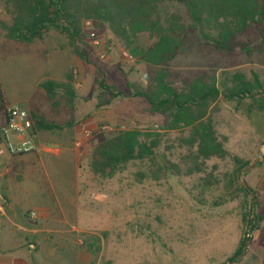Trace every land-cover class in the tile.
<instances>
[{
    "label": "rangeland",
    "instance_id": "374dc122",
    "mask_svg": "<svg viewBox=\"0 0 264 264\" xmlns=\"http://www.w3.org/2000/svg\"><path fill=\"white\" fill-rule=\"evenodd\" d=\"M12 7V0H0V20L7 25L13 23ZM82 32L84 43H73L54 27L33 42L22 43L8 38L0 27V83L10 106L39 110L46 119L64 124L72 114L53 107L42 83L62 82L71 73L79 96L72 135L68 130L38 133L34 152L0 156V218L2 209L11 219L19 218L41 230L26 237L22 250L7 238L0 252L8 251L13 260L21 255L30 264H247L264 247V221L259 231L249 234L247 250L228 262L243 237L242 215L251 209L244 193L212 208L200 206L189 194L186 188L193 182L188 177L184 185L175 177L168 183L140 182L135 167L110 180L92 175L87 159L100 142L122 130L162 132L166 117L151 113L145 99L130 95L128 83L145 86L149 72L127 43L91 19L84 20ZM92 34L99 45H93ZM138 38L142 45L152 44L147 32ZM123 52L133 59H126ZM215 57L197 36L165 68L175 74L211 70ZM232 63L249 65L245 59ZM103 77L115 87L113 92H101L97 80ZM217 119L218 131L228 137L226 146L233 154L249 160V165L259 158L251 168L248 165L240 171L237 181L257 192L259 213L264 217V137L223 102ZM4 121L0 119L1 127ZM182 132L189 133V129L181 127L172 132L173 137ZM195 165L198 174L210 181L214 180L210 174L232 168L228 158ZM1 222L6 231L0 237L13 228L10 220L2 218ZM28 242H35V247L30 250Z\"/></svg>",
    "mask_w": 264,
    "mask_h": 264
},
{
    "label": "trees",
    "instance_id": "16d2710c",
    "mask_svg": "<svg viewBox=\"0 0 264 264\" xmlns=\"http://www.w3.org/2000/svg\"><path fill=\"white\" fill-rule=\"evenodd\" d=\"M12 5L13 23L7 25L0 20V27L8 38L22 43L41 38L53 27L73 43H84L82 25L87 19L127 43L131 54L145 63L149 72L145 86L128 83L130 95L145 99L151 113L166 117V125L162 132L129 129L103 140L90 153L88 169L104 180L123 174L129 167L136 168L134 175L140 182L149 179L168 183L175 177L184 185L188 177L193 182L186 188L189 194L200 206L212 208L244 193L251 209L242 215L243 237L228 262L241 256L252 238L249 234L261 229L264 217L259 213L257 192L237 181V174L250 161L227 148L228 137L218 131L217 118L223 102L264 137V0H12ZM144 32L152 39L151 45L140 43L138 35ZM197 36L205 50L216 55L211 70L175 74L165 68L178 50ZM79 55L83 56L82 52ZM241 59L249 65L230 64ZM223 62L229 67H223ZM97 85L103 93L115 89L104 77L97 80ZM41 86L53 107L66 110L72 118L59 124L46 119L39 110H28L33 136L64 130L72 135L73 111L79 98L72 74L62 82L46 80ZM9 106L0 83V119L6 118ZM181 127L189 133L173 137L172 132ZM212 158H228L232 168L210 174L214 180L207 178L208 183L198 174L195 163ZM189 164L195 167L190 169ZM26 225L33 228L29 222Z\"/></svg>",
    "mask_w": 264,
    "mask_h": 264
},
{
    "label": "built area",
    "instance_id": "2783aa9c",
    "mask_svg": "<svg viewBox=\"0 0 264 264\" xmlns=\"http://www.w3.org/2000/svg\"><path fill=\"white\" fill-rule=\"evenodd\" d=\"M91 40L93 45H99V41L94 34L91 35ZM123 55L129 61L133 59V56L129 53L123 52ZM36 149L37 145L32 134V121L29 111L19 106H9L2 127L0 156L22 155L34 152ZM32 216L34 217L35 213H32Z\"/></svg>",
    "mask_w": 264,
    "mask_h": 264
},
{
    "label": "crops",
    "instance_id": "0c3cea01",
    "mask_svg": "<svg viewBox=\"0 0 264 264\" xmlns=\"http://www.w3.org/2000/svg\"><path fill=\"white\" fill-rule=\"evenodd\" d=\"M1 215L3 216L2 217L3 219H7L12 222L13 228L12 231L10 230L7 233V235H3L2 237H0V246H1V242L6 241L8 238L9 243H13V245L15 244L16 248L22 250V248H26L27 246V243L24 242L27 240L26 237L41 231L37 227H33V225L31 226L33 228H28L27 225L23 223V221H21L19 218L16 221L13 220V218L11 219V216H8L6 212L3 211L2 209H1ZM2 218H0V235L1 233H3V231H6L5 229L6 226L1 222ZM15 229H17L18 232L15 233ZM261 237H262V232L261 233L258 232L257 238H261ZM28 246L30 247L31 250V248L35 247V242L34 243L28 242ZM250 250H253V252H255V250L252 248H250ZM252 257H253L252 260L249 258L248 260L249 262H247V264H264V247L262 246L259 247L258 251H256L252 255ZM0 264H30V263L27 260H25L21 255L13 260V258L8 253V251H5V252H0Z\"/></svg>",
    "mask_w": 264,
    "mask_h": 264
},
{
    "label": "water",
    "instance_id": "95a60500",
    "mask_svg": "<svg viewBox=\"0 0 264 264\" xmlns=\"http://www.w3.org/2000/svg\"><path fill=\"white\" fill-rule=\"evenodd\" d=\"M258 161H259V158H257L256 161H255L253 164L249 165L247 168H251V167H252L254 164H256ZM239 176H240V172L237 174V179H239ZM238 181H239V184H240V185H244L240 180H238ZM230 263H233V262H230Z\"/></svg>",
    "mask_w": 264,
    "mask_h": 264
}]
</instances>
